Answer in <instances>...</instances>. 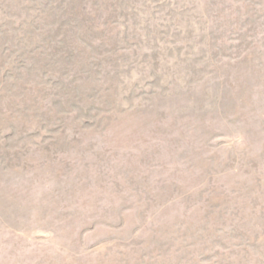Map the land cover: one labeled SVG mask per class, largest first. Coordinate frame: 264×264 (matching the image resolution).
<instances>
[{"label": "rangeland", "instance_id": "rangeland-1", "mask_svg": "<svg viewBox=\"0 0 264 264\" xmlns=\"http://www.w3.org/2000/svg\"><path fill=\"white\" fill-rule=\"evenodd\" d=\"M0 264H264V0H0Z\"/></svg>", "mask_w": 264, "mask_h": 264}]
</instances>
